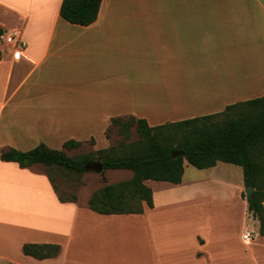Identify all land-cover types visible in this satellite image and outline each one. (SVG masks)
Listing matches in <instances>:
<instances>
[{
	"label": "crops",
	"instance_id": "obj_1",
	"mask_svg": "<svg viewBox=\"0 0 264 264\" xmlns=\"http://www.w3.org/2000/svg\"><path fill=\"white\" fill-rule=\"evenodd\" d=\"M62 2L0 0V26L21 30L25 41L0 50V264H264V235L258 228L244 239L242 231L246 215L256 219L240 197L245 183L225 199L185 176L179 184L147 180L153 208L100 214L88 202L60 200L48 175L34 168L41 163L21 167L1 159L10 148L82 141L88 133L82 128L101 120L100 112L155 110L182 99L191 118L263 96L264 0L141 8L103 0L88 26L64 19ZM17 186L21 199L12 196ZM27 190L38 197H26ZM213 197L224 204L239 199L245 217L238 232L222 228L230 214H209ZM212 219L219 232L200 234ZM28 242L62 249L38 259L23 252Z\"/></svg>",
	"mask_w": 264,
	"mask_h": 264
},
{
	"label": "trees",
	"instance_id": "obj_2",
	"mask_svg": "<svg viewBox=\"0 0 264 264\" xmlns=\"http://www.w3.org/2000/svg\"><path fill=\"white\" fill-rule=\"evenodd\" d=\"M103 0H63L60 15L67 21L88 26L98 19ZM5 30L0 26V36ZM112 125L123 136L117 146L98 149L96 153L70 156L64 149L41 143L22 151L3 150L1 159L18 162L21 167L41 163L48 168H61L78 174L89 172L86 165L101 161L105 169H129V179L105 184L89 199V207L100 214H139L145 204L154 207V192L147 180L183 181L185 164L207 169L218 162L232 163L243 168L247 188L248 210L259 222L264 235V95L235 103L218 113L195 116L159 125H150L147 118L116 116ZM135 127L140 139L127 142ZM81 141L67 140L65 149L80 147ZM184 150L174 156L173 152ZM49 180L62 201H77L76 195L64 198L49 172ZM61 245L52 243H25L23 252L38 259L53 258L60 254Z\"/></svg>",
	"mask_w": 264,
	"mask_h": 264
},
{
	"label": "rangeland",
	"instance_id": "obj_3",
	"mask_svg": "<svg viewBox=\"0 0 264 264\" xmlns=\"http://www.w3.org/2000/svg\"><path fill=\"white\" fill-rule=\"evenodd\" d=\"M123 1L124 5H127L129 8H141V6L162 7L168 5L173 0ZM10 27V30L14 29V26ZM7 45H9V43L6 42L3 36H0V50L2 48H5ZM2 86V79L0 78V92ZM186 104L187 102H185V100L183 101L182 99H178L177 102L161 103L158 107L154 108L155 110L143 108L142 110L136 109L128 111H109L103 113L100 112L99 114L102 116L101 120L96 118L95 121L91 123V125L82 128V130L87 128L88 133L85 136H82L84 140L81 141L82 144L80 147H77L75 149H65L64 146H62L63 144L57 145L54 143L52 145L55 146H52V148L64 149L70 156H78L83 153H96L98 149L119 145V143L123 139V136L118 131V127L112 125V117H129L130 115H134L136 117L148 118V120L151 122L150 124H160L167 121L188 117V105ZM96 113L98 114V112ZM83 118H89V113H86ZM139 139L140 135L138 134L136 128L133 127L132 137L130 140H127V142L129 143L138 141ZM217 164L218 165L214 168L199 169L193 165H190L189 163H186L184 176L186 181H189L190 179L201 181V183L198 182V189H202L204 193L205 190H207L209 187L210 190L214 189L215 191H217V196L223 195L225 199H227L231 197L236 189L239 188V185L242 186V184L245 183L243 168L239 165L226 162H218ZM34 168L44 173L49 172L57 185L59 193L64 198H71L72 196L76 195L81 203L89 202L91 195L105 184H111L126 180L133 176L132 171L127 169H105L103 171H89L83 174H78L61 168H48L43 164L37 165ZM215 180L218 181L219 184L213 185L212 182H214ZM49 181L48 186L51 187L52 184ZM219 181L229 182V184L232 186H230V189L227 187L224 188L225 185L223 186V183L221 184ZM41 182L46 184L47 177H44ZM203 183L205 184V186L202 188L201 185H203ZM16 184L19 185V181H17ZM50 187L49 193L47 192V194L49 195V199L53 198ZM23 193L24 191L20 190L19 186H17L12 196L16 199H21ZM25 193L26 197H29V195L33 199L38 197L36 192L31 193L29 190H27ZM240 197L242 200L247 199L245 188L241 189ZM223 200L220 197H213L208 200V207L206 206L205 208H207L209 214L213 217H215V215L217 216V214H230L231 216H229V221L223 224L222 228L227 229L229 232L236 233L241 229L240 227L245 217L244 208L242 207V204L240 203L238 198H234L232 201L227 202V204H224V202L222 203L221 201ZM191 209L192 208H188L186 212L190 211ZM245 219L247 225L242 229L243 233H257V229L259 228L258 220L254 219L253 217L251 218V216L249 215H246ZM205 225L206 228L200 233L202 235L207 233L216 234L221 229L213 219L207 222Z\"/></svg>",
	"mask_w": 264,
	"mask_h": 264
},
{
	"label": "built area",
	"instance_id": "obj_4",
	"mask_svg": "<svg viewBox=\"0 0 264 264\" xmlns=\"http://www.w3.org/2000/svg\"><path fill=\"white\" fill-rule=\"evenodd\" d=\"M7 43L15 44L16 46H25V41L22 37L21 30L13 29L10 31H7L6 34L3 35ZM250 233L244 234V239H249Z\"/></svg>",
	"mask_w": 264,
	"mask_h": 264
},
{
	"label": "water",
	"instance_id": "obj_5",
	"mask_svg": "<svg viewBox=\"0 0 264 264\" xmlns=\"http://www.w3.org/2000/svg\"><path fill=\"white\" fill-rule=\"evenodd\" d=\"M183 154H184V150H182V149L178 150L176 152H173L174 156H180ZM86 169L89 171H103L104 166H103V163L101 161H99V162H94V163H90V164L86 165ZM245 192L250 197V196H252V194L254 192V188H247L246 187Z\"/></svg>",
	"mask_w": 264,
	"mask_h": 264
}]
</instances>
